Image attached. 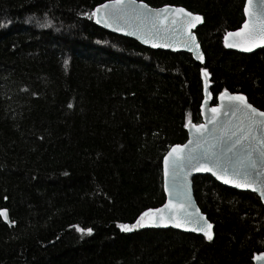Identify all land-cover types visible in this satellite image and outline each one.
I'll use <instances>...</instances> for the list:
<instances>
[{
	"label": "trees",
	"instance_id": "16d2710c",
	"mask_svg": "<svg viewBox=\"0 0 264 264\" xmlns=\"http://www.w3.org/2000/svg\"><path fill=\"white\" fill-rule=\"evenodd\" d=\"M105 1L0 0V209L15 221L0 219V264H251L264 252V204L209 175L193 188L212 240L118 227L165 203L164 156L201 121V69L213 104L227 89L264 111V48L224 44L246 0H142L203 17L205 64L83 15Z\"/></svg>",
	"mask_w": 264,
	"mask_h": 264
},
{
	"label": "snow or ice",
	"instance_id": "6c2138e0",
	"mask_svg": "<svg viewBox=\"0 0 264 264\" xmlns=\"http://www.w3.org/2000/svg\"><path fill=\"white\" fill-rule=\"evenodd\" d=\"M83 15L95 18L98 24L114 27L115 31L132 29L129 34L137 35L144 43L164 41L162 44L153 43V47H171L172 44L168 41L178 37L173 42L183 43L190 51L196 52L198 60H203V54L198 52L199 45L191 31L202 21V17L182 7L165 5L163 8L152 9L142 0L139 4L137 0H107ZM244 15L246 19L240 28L225 33L226 47L251 51L259 44H264V0H247ZM169 20L170 25L159 27L162 22ZM49 23L50 21L43 24L38 22V26L47 27ZM64 63L67 65L68 61L65 60ZM201 73L205 77L207 99V77L210 74L207 69H201ZM219 98L221 104L210 109L212 116L206 123L193 124L189 121L184 125L185 128L194 130L193 138L189 139L188 144L173 145L164 157L165 191H168L167 178L171 174L173 188L181 202L176 204L170 199L162 208L147 209L140 214L136 223L118 225L122 231H131L145 225L172 224L176 228L201 232L204 239L212 240V224L192 205L187 180L188 169L211 172L224 183L250 189L264 199V111L255 108L244 95L227 89L220 92ZM229 114L234 117L239 115L235 122L219 119ZM209 124L212 125L211 128ZM217 145H220L221 153L232 156L234 162L229 160L225 163L222 155L216 152ZM202 160H207L213 166L209 167ZM0 219L9 224L15 223L9 220L6 209H0ZM76 231L91 234L92 229L77 226ZM253 258L264 261V253Z\"/></svg>",
	"mask_w": 264,
	"mask_h": 264
},
{
	"label": "water",
	"instance_id": "95a60500",
	"mask_svg": "<svg viewBox=\"0 0 264 264\" xmlns=\"http://www.w3.org/2000/svg\"><path fill=\"white\" fill-rule=\"evenodd\" d=\"M107 1L103 2V3H106ZM141 1L140 0H137V4H139ZM144 4H147L150 8L152 9H158V8H163L165 5L163 6H160V7H154V6H151L149 5L148 3L142 1ZM247 2V0L245 1V3ZM101 3V4H103ZM100 5V4H99ZM168 6H171V7H174V8H179V7H182L184 8L186 11H189V12H192L190 10H188L186 7L184 6H180V5H172V4H167ZM98 6V5H97ZM96 6V7H97ZM95 7V8H96ZM193 13V12H192ZM193 14H196V15H199L201 16L200 14H197V13H193ZM245 16V15H244ZM202 17V16H201ZM246 19V17H245ZM95 22H96V19H95ZM204 20H203V17H202V21L200 23H198L196 25L195 28H192L191 31L194 33L195 35V38H196V43L199 45V49H198V52L199 53H202L203 54V60H198L196 58V52L194 51H190L188 47H185L183 45V43H178V42H173V40H176L178 39V37H173L172 39H170L168 42L172 44L171 47H153V43H156V44H162L164 43L163 40H152L150 41L149 43H144L140 38H138L137 35H131L129 34L132 29H126V30H122V31H115L114 30V27H106L104 24H98L96 23L99 27L113 33V34H116V35H119V36H122V37H127V38H130V39H133V40H136L137 42H139L141 45L145 46V47H148V48H151V49H155V50H164V51H170V52H181V53H186V54H190L192 55V57L197 61L199 62L200 64H205V61H206V57H205V54H204V51H203V48H202V45L197 37V34H196V30L203 24ZM244 23V22H243ZM166 25H170V20L169 21H164L162 22L159 27L163 28L165 27ZM243 25V24H242ZM241 25V26H242ZM237 30V29H236ZM236 30H233V31H229V32H234ZM225 44V42H224ZM228 49H231V50H234L236 52H239V53H242V54H252L254 52H256L257 50L259 49H262L264 48V44H259L257 47L253 48L251 51H243L241 50L240 48H229L227 47ZM208 80V78H207ZM230 92V91H229ZM208 93H209V96L205 97L201 107H200V114H201V121L199 123H193V124H204L207 122V119L210 118L212 116V113L210 111V109L216 107L218 104H221V100L218 96L217 98V103L213 104L212 103V97H211V94H210V91H209V84H208ZM238 94H242V93H238ZM244 95L246 98L247 96L245 94H242ZM248 100V98H247ZM249 102V100H248ZM250 103V102H249ZM253 105V104H252ZM203 106V107H202ZM254 106V105H253ZM255 108H257L256 106H254ZM259 109V108H257ZM261 110V109H259ZM225 111H227V108L225 107ZM263 111V110H261ZM238 115L236 117L232 116L231 114L227 115V116H222V117H219V119L223 120V121H232V122H235L236 119L238 118ZM212 125L209 124V128H211ZM187 131H188V138L187 140L183 143V144H179V145H185V144H188L189 142V139L193 138V132L194 130H190L189 128H187ZM172 148V147H171ZM170 148V149H171ZM169 149V150H170ZM169 150L167 151V153L169 152ZM216 152L218 155H222V159L224 160L225 163H228L229 160H233L234 162V159L232 156L228 155V154H222L221 153V147L220 145H217V148H216ZM166 153V154H167ZM165 154V155H166ZM165 157V156H164ZM203 163H206L208 164L209 167H212L213 165L211 163H208L207 160H202ZM188 171V176H187V180H188V187L190 189V197H191V201H192V205L194 208L196 209H199V212L200 214H202L204 216V218L210 223L212 224L206 214L200 209L197 201H196V198H195V195H194V188H193V180L196 176H199V175H209L211 177H213L217 182H219L220 184L228 187V188H233V189H236V190H239V191H250L252 193H255L259 196V194L257 192H253L251 191L250 189H244V188H238V187H235L233 184H226L223 182V180L221 179H217V177L215 175H213L211 172H200V171H192L190 169L187 170ZM163 180H164V191H165V175H164V159H163ZM167 183H168V191L166 192L165 191V194H166V201L165 203L160 207L162 208L166 203L169 202V200L171 199L173 203H176V204H179L181 202V200L177 197L176 195V189L173 188V178L171 176V174L168 176L167 178ZM171 194V195H170ZM260 197V196H259ZM261 198V197H260ZM262 202L264 204V199H262ZM3 209H6L7 212H8V216H9V220H10V215H9V210L7 208H3ZM192 209H189V211H191ZM11 221V220H10ZM5 222V221H4ZM6 223V222H5ZM9 224V223H7ZM11 225V224H9ZM149 226H152V227H155L157 229H174V230H177V231H181V232H185V233H190V234H197V235H203V233L201 232H193V231H190V230H187L185 228H176L174 227L172 224H167L166 226L163 225V224H158V225H149ZM212 231V229H211ZM260 253H264V252H260ZM260 253H257L255 254L254 257H257L259 256ZM251 264H264V261H261V260H258V259H254L253 258V261Z\"/></svg>",
	"mask_w": 264,
	"mask_h": 264
}]
</instances>
